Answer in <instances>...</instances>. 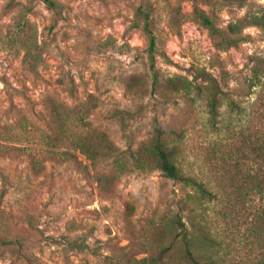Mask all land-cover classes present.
I'll return each mask as SVG.
<instances>
[{"label":"rangeland","instance_id":"rangeland-1","mask_svg":"<svg viewBox=\"0 0 264 264\" xmlns=\"http://www.w3.org/2000/svg\"><path fill=\"white\" fill-rule=\"evenodd\" d=\"M53 1L0 0V264H193L178 219L206 264H264V0H195L228 48L193 0Z\"/></svg>","mask_w":264,"mask_h":264},{"label":"trees","instance_id":"trees-1","mask_svg":"<svg viewBox=\"0 0 264 264\" xmlns=\"http://www.w3.org/2000/svg\"><path fill=\"white\" fill-rule=\"evenodd\" d=\"M45 2L49 7H54L56 3L53 0H42ZM194 1L193 5V17L200 22L204 27H206L214 40L216 47L218 48H228L232 46H236L239 41L243 39L242 36H237L233 31H226L214 24V21L210 18V16L206 13L205 10L198 7ZM150 7V6H149ZM136 18L140 22H136V25H141V29L144 32L146 39H147V57H148V64L150 69H154L155 67V47H156V40L155 35L153 34L152 28L150 27L148 18L149 14L145 10H142L141 7L137 8L136 10ZM35 47L34 49L27 48L25 50V54L23 57V62L26 67L33 73H36V65L38 59L40 57L39 52ZM261 76H264V67L261 70ZM156 134L154 137L150 139L148 142L149 148L157 157V161L161 170L168 176L173 179L181 180L186 182L187 184H192L197 186L200 190L206 191L203 186L197 182L195 179L185 176L181 173L180 169L177 167L173 160V155L171 153V149L167 148L163 138L161 137L162 131L156 127ZM256 135H254V138ZM258 145L252 148V157L256 156L260 151L264 153V138L260 140L258 138ZM257 149V150H256ZM256 165L251 166V170L253 174H248L249 180L248 183L253 185V187L258 188L261 190L264 188V157L258 163L255 160ZM180 226L182 227V240L185 244L186 256L187 259L192 262L193 264H206L203 259L198 258V255L195 254L191 248V241L192 238L187 235V229L184 226V223L181 222L179 219L177 220ZM189 234V233H188ZM181 240V241H182Z\"/></svg>","mask_w":264,"mask_h":264}]
</instances>
